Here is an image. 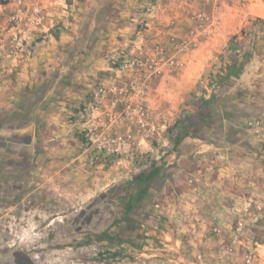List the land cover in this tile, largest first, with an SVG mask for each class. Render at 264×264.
I'll return each mask as SVG.
<instances>
[{"label":"rangeland","instance_id":"obj_1","mask_svg":"<svg viewBox=\"0 0 264 264\" xmlns=\"http://www.w3.org/2000/svg\"><path fill=\"white\" fill-rule=\"evenodd\" d=\"M52 1V12L42 6L48 36L36 40L46 43L30 79L0 92V264H259L264 218L239 225L253 209L191 212L189 181L174 184L172 169L162 179L160 152L150 154L145 170L130 159L91 161L71 119L97 82L117 76L129 49L145 45L157 54L160 45L178 62L179 85L165 79V101L155 85L152 122L165 126L149 144L158 152L190 138L249 142L252 129L264 128V65H257L264 63V0L254 13L250 0L226 1L224 19L191 8L187 23L168 21L174 34L166 39L151 23L153 0ZM236 58L241 73L229 76ZM172 228L175 245L163 236Z\"/></svg>","mask_w":264,"mask_h":264},{"label":"crops","instance_id":"obj_2","mask_svg":"<svg viewBox=\"0 0 264 264\" xmlns=\"http://www.w3.org/2000/svg\"><path fill=\"white\" fill-rule=\"evenodd\" d=\"M35 1L41 6L47 4L49 8L48 11L50 10L52 12L55 1ZM203 1L204 0H184L172 3L170 0H153L152 2L155 4L156 13L151 17V23L157 24L158 30L155 31V34H161V37L165 39L169 34H174V28L169 27L168 21L173 18L178 21L186 22L188 20L187 15L191 8H201L203 10L208 8L210 13H222L223 19L224 17H228V15L225 16V14H229L230 12H223V10L226 9V1L229 2L230 0H206L208 4H205L206 2L204 3ZM250 1L251 11L248 13H254L256 7H253V5L256 4V0ZM258 10L260 11L258 15L262 17V15H264V10H262V12L261 9ZM241 11L242 12H237V16L240 19L244 18V10L242 9ZM8 20L9 6L3 5L0 7V38L4 41L7 39L6 29L9 24ZM46 20H48V16ZM47 25V27H49L48 22ZM47 27L44 23L40 28H30V40H28L27 46L16 56H13V58H3V60H1L4 62L1 64L4 70L0 77L1 95H6L9 90L18 86L25 78L30 79L31 69L40 57H42L40 51L44 47L43 42H45L40 40L41 44L39 45V42L36 40H38L40 36H48L46 32L48 29ZM180 29H183L180 25L175 28L178 34L181 32ZM43 33H45V35H43ZM47 51L48 50H46V52ZM197 52L199 53L201 50L194 53ZM257 65L263 66L264 63ZM175 68L176 67L172 68V70H175L174 72L171 71L172 75L168 74L171 69L165 68V74L161 77L162 83L158 81L159 84H156L158 76L155 82L152 81V88L149 94L151 108H154L153 94L154 90H156L155 85L157 91L162 90V101L170 99L168 93L164 91L165 79L168 78V80H170L169 82L173 85H179V79L175 77L178 74ZM197 77L198 72L194 73L191 77L189 76L187 78L188 84H194ZM169 95L175 98V96L178 97L179 94L176 91ZM173 101L172 107L176 109L178 105L176 102L178 101H175V99ZM161 108L163 109V106H161ZM249 133L252 134L250 139H248L249 142H245L244 144L243 142L240 143L239 141L232 140L213 142L190 138L192 140H189L190 142H187V144H184V142L175 143L172 148H162L158 150V152L156 151V147H153L149 143L147 145L142 143L135 148L140 147V151L151 148L153 152H149V154L161 153L162 156L157 164L160 167V173L158 175H161L162 179H166V171H168V169H172L176 173L175 178H173L174 184H181L184 182L185 178H187L190 183V192L188 194L193 202L190 204V207H192L190 210L191 212H203L215 215L225 214L227 211L243 212L244 210L253 209L256 203L263 207L262 217L264 218V128L259 130L252 129ZM186 139H188L187 136H185L184 140ZM164 141V146L162 147L167 146V140L164 139ZM180 206L183 207V204H180ZM163 234L164 239L167 240L168 243H173L175 245L176 232L174 228L163 231ZM256 244L258 245L256 248V263L259 261V264H263L264 244L259 242H256Z\"/></svg>","mask_w":264,"mask_h":264},{"label":"built area","instance_id":"obj_3","mask_svg":"<svg viewBox=\"0 0 264 264\" xmlns=\"http://www.w3.org/2000/svg\"><path fill=\"white\" fill-rule=\"evenodd\" d=\"M3 5L9 6V24L7 40L0 38L1 60L12 58L22 51L30 40L29 29L42 27L46 20L42 6L35 0H0V7ZM148 10L153 14L155 4H150ZM204 19L199 15L201 22ZM169 25L173 26L174 21ZM156 52L152 53L145 45L129 49L116 68L119 72L117 76L97 82L77 106L71 123L91 161H97L99 156L112 157L132 160L138 170L149 167L150 154L135 147L142 143L147 145L165 126L162 123L155 128L152 122L149 103L151 82L166 67L178 65L173 58H166V50L160 45L156 47ZM262 212L263 207L255 203L249 222L241 220L239 225L257 224ZM253 258L252 253L246 255L248 263Z\"/></svg>","mask_w":264,"mask_h":264},{"label":"trees","instance_id":"obj_4","mask_svg":"<svg viewBox=\"0 0 264 264\" xmlns=\"http://www.w3.org/2000/svg\"><path fill=\"white\" fill-rule=\"evenodd\" d=\"M228 75L229 76H238L241 73L242 68L240 66H238V62H237V58L234 59L232 61V63L229 64L228 66ZM191 121H188V123ZM157 172V171H156ZM155 173V172H154ZM149 174H145L144 177H150L148 176ZM142 177H140L139 179H141Z\"/></svg>","mask_w":264,"mask_h":264}]
</instances>
